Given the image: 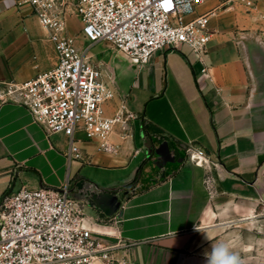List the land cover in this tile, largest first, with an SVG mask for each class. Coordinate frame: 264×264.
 Wrapping results in <instances>:
<instances>
[{
    "label": "crops",
    "instance_id": "obj_1",
    "mask_svg": "<svg viewBox=\"0 0 264 264\" xmlns=\"http://www.w3.org/2000/svg\"><path fill=\"white\" fill-rule=\"evenodd\" d=\"M218 3L207 0L199 11ZM79 21L68 18L67 31L87 48ZM210 25L215 33L202 58L183 44L138 65L105 49L104 41L91 45L88 54L122 92L106 104L107 114L124 104L137 117L129 136L120 126L113 132L114 153L99 151L78 131L80 160L70 157L68 136L48 135L7 93L52 69L57 52L30 4L0 0V200L22 187L70 183L109 241L121 235L141 242L134 250L138 264H205L212 244L228 239V225L258 223L264 204V14L235 1ZM190 142L216 164L213 194L206 170L187 160L184 145Z\"/></svg>",
    "mask_w": 264,
    "mask_h": 264
},
{
    "label": "built area",
    "instance_id": "obj_2",
    "mask_svg": "<svg viewBox=\"0 0 264 264\" xmlns=\"http://www.w3.org/2000/svg\"><path fill=\"white\" fill-rule=\"evenodd\" d=\"M30 4L55 43L56 65L8 90L11 99L28 108L48 135L63 133L70 140V157L84 160L74 145L76 133L97 143V149L114 153L111 136L120 126L124 136L132 132L137 115L124 104L113 115L106 104L113 99V80L106 68L88 54L92 44H111L132 62L147 63L158 50H179L189 45L202 58L215 31L212 16L235 1L249 9L253 0H219L205 12L207 0H75L74 12L63 0H14ZM70 11V12H69ZM74 13L82 27L79 34L88 43L81 48L77 35L67 31ZM187 160L206 170L205 185L215 193L216 164L193 143L184 145ZM78 187H22L6 192L0 200V264H138L134 250L138 240L98 230L77 200Z\"/></svg>",
    "mask_w": 264,
    "mask_h": 264
},
{
    "label": "rangeland",
    "instance_id": "obj_3",
    "mask_svg": "<svg viewBox=\"0 0 264 264\" xmlns=\"http://www.w3.org/2000/svg\"><path fill=\"white\" fill-rule=\"evenodd\" d=\"M66 1L65 7L74 12L75 0H63ZM254 6L250 8V11L264 14V0H253ZM70 12V11H69ZM75 16L79 19L76 14L72 13L70 17ZM80 22V21H79ZM105 43V49L113 51L118 50L109 43ZM86 48V45L85 47ZM122 97L121 89L115 91L113 98ZM264 175V166L262 169ZM261 216L259 217L258 223H247V220L237 221L228 225L227 232L229 237L224 242L228 243L231 250L238 253L243 261L254 264H264V204L260 210ZM251 220V219H250ZM255 220V218H254ZM249 221V220H248ZM213 222V221H212ZM223 236L225 235L222 234ZM222 236V237H223Z\"/></svg>",
    "mask_w": 264,
    "mask_h": 264
},
{
    "label": "clouds",
    "instance_id": "obj_4",
    "mask_svg": "<svg viewBox=\"0 0 264 264\" xmlns=\"http://www.w3.org/2000/svg\"><path fill=\"white\" fill-rule=\"evenodd\" d=\"M204 260L205 264H244L240 255L233 252L230 245L224 241L213 243L211 251L204 253Z\"/></svg>",
    "mask_w": 264,
    "mask_h": 264
}]
</instances>
